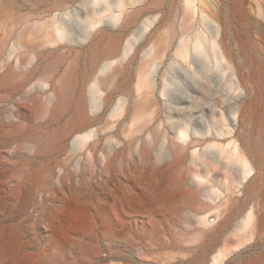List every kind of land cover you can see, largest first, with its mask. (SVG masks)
<instances>
[{"label":"rangeland","instance_id":"1","mask_svg":"<svg viewBox=\"0 0 264 264\" xmlns=\"http://www.w3.org/2000/svg\"><path fill=\"white\" fill-rule=\"evenodd\" d=\"M193 4L197 27L200 8L217 16L230 65L177 50L187 0H0V264H264V145L260 161L242 121L254 60L264 70V0ZM160 187L161 203L138 200Z\"/></svg>","mask_w":264,"mask_h":264},{"label":"bare ground","instance_id":"2","mask_svg":"<svg viewBox=\"0 0 264 264\" xmlns=\"http://www.w3.org/2000/svg\"><path fill=\"white\" fill-rule=\"evenodd\" d=\"M201 2H203V0H201ZM187 3L191 4L193 8H192V11L188 12L183 18V21L180 27L181 31L179 33L180 41L176 47L177 50L180 51V53H186V51L189 49L190 51H193L194 53L200 54L202 56H208V54H211L213 55V57H215V59L220 64L230 65V61L228 60L229 55L227 56L228 52L224 44L222 26L220 24V21H218L215 13L212 11H207L206 13V8H200L201 17H202L201 25L197 27L195 13L198 11L197 9L198 7L193 4L194 0H187ZM236 3L233 5L234 6L233 7L234 17L241 24V26L248 27L250 24L249 15L245 12L242 2H239L237 4ZM86 22H88L89 24L92 21L86 19ZM146 29H147V24H145V28L139 29L137 32H135L131 37L127 39L125 43V47H124L126 53H130V50L132 49V44L135 45L137 42L141 40ZM171 38L172 37L168 38L165 41L164 49L168 48L171 45V40L174 37L172 39ZM106 45L104 46V49L102 51L106 57L112 58V56H114L115 52L118 50L120 46V41L117 37H113L112 39L108 40ZM153 48L154 47L151 48V51L149 54L151 75L155 73L157 69L159 68L161 58L163 56L160 50L153 49ZM90 52L92 54L91 57L94 58L93 63L96 65L97 59H95V57L97 56L98 51L96 48H93L92 46ZM118 71H119V67L111 66L110 71L106 75V78L110 77L111 79L113 75ZM147 72L148 71H144L142 73V76L140 77L138 81V87L140 89H145V90L147 89V92H149L150 89H152L151 86H153V79L147 74ZM248 81L251 85L253 94L250 99L249 105L245 108L244 114L242 116V121L244 122V124H246L247 127L250 128V132L243 133V140L246 142L247 150L249 151V153L254 158L261 161L262 160V148L264 145V108L262 105L263 96H264V70L261 68L259 64L255 62V60L253 62V67L248 75ZM66 85H67L66 77H63L59 83V88L55 91L57 102L53 105L51 109V114L53 116L56 115L57 110L60 107V102L62 100V95L64 93V91H62V88H65ZM142 102L143 104L147 103L145 93H144V97L142 98ZM234 124H236V115L234 116ZM71 125H73L74 128H78V127L81 128L85 125V121H83L81 118H77V119L74 118L71 122ZM79 136H81V134L77 135L76 137H79ZM179 148L180 147L177 146L175 153L177 152V149ZM181 158H182L181 156L176 154V159H181ZM139 177H141V175ZM151 179L152 178H150V180ZM136 181H138L137 178H136ZM259 184H260L259 180H256L251 185L250 192L254 193L257 187L259 186ZM128 192L131 193V190H129ZM131 195L130 197H126L129 203H132L134 199L136 198L135 197L133 199ZM166 197H167V192L165 191L164 188H161L155 193H152V192L149 193L148 191L146 192L144 191L142 195L140 194V197L138 198V200H141V201L147 200L148 202L150 203L152 202L153 204V203H161ZM250 206L253 207L254 204L250 203ZM0 253L1 254L4 253V250L0 249ZM92 253L93 255H95L94 251H92ZM219 256L220 255L215 256L212 259V263H214L216 259L218 263Z\"/></svg>","mask_w":264,"mask_h":264},{"label":"water","instance_id":"3","mask_svg":"<svg viewBox=\"0 0 264 264\" xmlns=\"http://www.w3.org/2000/svg\"><path fill=\"white\" fill-rule=\"evenodd\" d=\"M97 120H99V119H97ZM164 166H165V165H163V166H159V167H164ZM241 195H242V193H240V197H241ZM249 206H250V203L246 204L244 210H247ZM224 230H225V229H224ZM222 232H223V231H222ZM103 247H104L106 250L109 249V247L106 246V245H103ZM254 251H255V250H251L250 252H254ZM245 255H246V253H238V254H236L235 256H233V257L231 258V260H237L238 258H241V257H243V256H245ZM103 263H104V262H103V260H102V258H101L100 252H98V253L96 254V256L94 257V264H103ZM135 263H139V262H136V261H135Z\"/></svg>","mask_w":264,"mask_h":264},{"label":"flooded vegetation","instance_id":"4","mask_svg":"<svg viewBox=\"0 0 264 264\" xmlns=\"http://www.w3.org/2000/svg\"><path fill=\"white\" fill-rule=\"evenodd\" d=\"M255 173V171L252 173V175ZM254 207H255V203H254Z\"/></svg>","mask_w":264,"mask_h":264}]
</instances>
